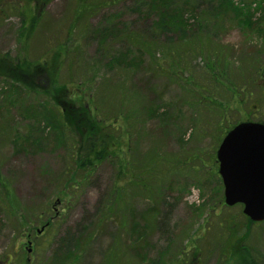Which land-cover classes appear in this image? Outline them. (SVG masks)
<instances>
[{
  "label": "rangeland",
  "instance_id": "obj_1",
  "mask_svg": "<svg viewBox=\"0 0 264 264\" xmlns=\"http://www.w3.org/2000/svg\"><path fill=\"white\" fill-rule=\"evenodd\" d=\"M13 1H19L18 5L12 4V0H0V56L19 60L25 57L35 64L43 58L48 63L60 61L55 83L66 85L64 87L75 93L74 79L81 88V105L89 108L97 105V119L111 117L112 120L117 112L121 114L127 110L128 100L133 96L134 109L147 120L142 127H135L129 143L122 140L123 132L119 129L112 134L114 138L121 137L118 140L122 141L123 149L126 153L129 151L133 160L140 162L148 153L164 161V179L158 181L162 186L151 185L146 173L142 176L145 181L134 183L131 179L125 184L127 194L123 196L127 199V210L137 219L133 221L129 217V228L140 218L155 219V222L159 217L161 222L164 220V226L154 224L144 236V244L137 247L143 260H134V253H130V264H149L158 256L159 262L169 263L185 245L188 255L195 253L196 249L199 264H237L235 251L238 249H233L235 240L225 256L220 254L226 240L220 222L234 220L243 232L245 220L240 205L228 207L223 203L215 154L223 133L235 122L245 120L244 117L264 122V77L258 76L251 68L252 64L264 68V35L259 36L255 30L258 26L264 28L263 11L259 10V16L255 12L257 20L250 31L232 25L221 36L222 46L231 48L228 61L232 65L226 71L227 78L241 86L239 92L243 97L239 99L244 100L239 112L234 109L221 119V107L232 102L224 87L212 84L197 72L193 74L194 84L200 88L197 93L194 94L190 86L180 85L173 71L166 68L171 59L162 38L148 54L140 55L142 63H126L128 71L117 68V64L127 60L129 51H124L122 45H113L112 37L109 40L104 37L102 41L103 34L98 31L109 29L108 23L112 22L105 20L114 15L120 17L116 25L122 24L126 28L133 23L139 29L141 22L137 23L133 11L138 7L145 14V8L138 4L142 0H115L106 6H102L104 0H89V7L86 6L84 12L89 8L91 14L82 19L77 12L78 18L73 16L75 0H51L42 13L35 11V18H39L35 27L38 26L26 39L21 38L22 24H27L25 11L33 10L37 4L42 9L44 2ZM246 1H252L251 7L255 8L257 2L264 0ZM155 15L157 11L154 10L150 22L157 20ZM61 48L65 49V57L59 55ZM118 51L121 53L116 54ZM118 54H123L119 61L116 60ZM156 58L160 59L162 69L153 72ZM191 65L199 71L202 59L193 60ZM43 74V77L35 78L34 87L30 89L11 84L6 77L0 76V188L5 182L11 190L10 199L4 200L11 205L8 218L0 213V264H25L26 260L28 264H103L114 240L122 243L126 238L117 231L116 217L121 212L113 218L108 215L99 228L94 225L99 205L106 200L102 196L109 192L106 188L113 173L117 175L113 172L118 168L117 163L115 160L101 165L96 180L89 179L74 187L73 181V185H66L65 179L73 170L69 164L71 157L67 152L68 156L63 158L66 148L61 141L65 140L58 135L55 124L48 127L55 108L46 96L52 83L46 82ZM10 85L13 88L9 89ZM149 90L155 91L159 99H152ZM120 93L124 97L119 98ZM141 98L146 101L145 108L137 109ZM147 105L158 109V116L162 117L148 119ZM110 109L112 113H109ZM14 140L16 147L13 146ZM147 180L150 184L146 192L140 188L147 184ZM155 188L165 196V204L159 205L149 195L148 192ZM39 211H42L41 215H38ZM86 232L92 235L88 245L75 244L81 243ZM69 236H73V242L67 254L77 255L73 262L61 252L64 248H61V242ZM244 244L256 252L264 264V222L251 225L244 236Z\"/></svg>",
  "mask_w": 264,
  "mask_h": 264
},
{
  "label": "trees",
  "instance_id": "obj_2",
  "mask_svg": "<svg viewBox=\"0 0 264 264\" xmlns=\"http://www.w3.org/2000/svg\"><path fill=\"white\" fill-rule=\"evenodd\" d=\"M35 1L38 3L39 1H43V7L40 9L39 4H37L36 7L34 6L35 8H33V10L29 9L25 11L27 24H22V39L28 38L38 26L35 27L36 20H39V18H35V11L37 13H42L44 7L51 0ZM18 2L19 1L12 0V4L18 5ZM114 2L115 0H104L102 6ZM251 2L252 1L248 2L246 0H142L138 4L142 5L147 13L145 12L144 14L138 7L133 11V13L137 15V23L138 21L141 22L139 29L135 28L133 23L126 28H124L122 24L116 25L115 22L120 20V17L114 15L109 16L105 20H111L112 22L108 23L109 29H100L98 32L103 34L102 41H104V37H108L107 40L112 37L113 45H122L124 46V51H129L127 60L120 63V65L117 64V68L124 71L129 70V67H127L128 64L136 65L137 63H142L143 55L148 54L151 47L162 38V44L167 48L171 59L166 68L168 71H173V75L180 81V85H185V87L188 88L190 86L191 91L197 93L200 88L194 84L195 76H193L194 72H197L202 74V76L207 78L212 84L224 87V91L232 101L225 107H221L219 117L225 119L228 112H231L234 109H236V112H239L240 105L244 100L239 99L240 96L243 97L239 92L241 86L230 82L227 78L226 71L229 70L231 64L228 61V55L231 53V48L222 46L221 36L225 35L227 32L226 29L232 25H235L241 30L245 29L250 31L255 27L253 25L254 21L257 20L255 12H258L256 15L259 16L261 13L259 10L263 11L261 13V20H264V1L257 2L255 8L251 7ZM89 3V0H75L73 16L76 15V12L80 15V19L90 16L91 11L89 8L87 12H84L86 6L89 7ZM154 10L157 11V15H155L157 20L155 22H150V15L152 16ZM255 28L259 36L264 35L263 27L258 26ZM60 50L59 55L65 57V49L62 50L61 48ZM117 53L121 52L118 51L116 54ZM140 55H142V57ZM152 55L156 54L153 53ZM122 56L123 54H118L116 60H121V58H123ZM56 57L57 54L55 55V58ZM112 58L113 57L110 59ZM197 58L202 59V66L199 68V71H195L196 69L191 65L192 61ZM57 60L59 59L57 58ZM58 64L60 65V61L57 62L54 60L53 63H48L45 58L41 61H37L35 64L33 62H28L25 57L19 60L11 59L4 55L0 56V76L6 77L5 79L10 81L11 84H20V87L26 89L34 87L33 81L35 78L38 79L43 77V73H45L46 77H44V80L48 83H52L50 88L46 91V96L51 99L55 108V114L51 117V120L48 121V127H52L53 123L55 124V129L59 130L58 135H60L61 139L65 140V142L61 141L63 144L62 146L66 148V153L65 156L63 155V158L67 157L68 153L71 157L72 163L70 162L69 164L72 165L73 170H70L68 178L65 179L66 185H73L74 182L75 185L72 186L74 187L77 185H83V181L89 179L92 181L96 180L97 178L95 175L101 165L105 162H115L116 160L115 163H117L118 168L117 170H113V172H117V175L113 173V176L110 179V185L106 188L109 192L104 193L102 196L105 197L106 200L102 202L101 206L99 205V215L94 225L99 228L107 220L108 215H111L113 218V215L116 213L120 214L121 212V215L116 217L117 224L120 225V227L118 225L119 230L117 231L126 235V242L123 241L122 243H117L114 240L113 245L109 248L102 262L103 264H130V253H134V260H143V258L138 255L139 249H137V247L144 244V236H147L148 230L154 226V224L157 227H159L160 224L164 226V220L161 222V217H159V220L156 222L154 218L153 221L152 219L145 220L140 218L138 223H135V225L132 223L129 228V217H131L133 221L137 219L133 218L127 210V199L123 196L124 194H127L125 184H128L131 179L134 183L142 179L145 181V177L142 178V176L146 173L151 180V185H153V183L158 185V181L164 179L162 172L164 161L161 157L157 155H151V157L148 153L144 155L145 158L140 162L133 160L129 155V151L126 153L123 149L122 141L118 140L119 138L121 139V137L118 136L114 138L112 134H114L115 130L119 129V131L123 132L122 140L125 139L126 142L128 141L129 143L135 127H142L147 120L143 119L144 115H140V112L134 109L133 96L128 100L127 110L121 114H117V112L112 116V120L111 117L108 118V120L97 119V105L94 104V108L81 105L83 100L82 92L80 91L81 88L74 79L72 81L74 82L73 89L75 90V93L70 92L68 88L64 87L66 85L62 86L61 84L59 85L55 83L57 82L56 76L58 72ZM160 66V59L156 58L153 72L157 71V69H162ZM251 68L258 76L261 78L264 77V68H262L260 64H255V67L252 64ZM29 83L33 85L28 86ZM11 88H13L12 85H10L9 89ZM56 93H58V96ZM149 93L150 97H153L152 99L154 100H158V97H160L153 90H149ZM121 95L123 94L120 93L119 98ZM122 97H124V95ZM101 98L104 97L101 95ZM140 100L141 101L135 107L137 109L145 108L146 101L144 102L143 98ZM208 101L210 100L208 99ZM198 102H200V99H198ZM149 103L156 102L150 101ZM123 106L125 105H120V107ZM158 112V109H152L151 105H147L146 117L148 119L153 120L154 118H161L162 115H159V117ZM109 113H112V109L109 110ZM109 119L111 120L110 122ZM244 119L245 120L243 121H248L247 118L244 117ZM239 122H241V120L235 122V124ZM227 130H225L223 134H225ZM44 139L48 138L44 137ZM13 146L16 147L15 140L13 141ZM17 149L19 148L17 147ZM17 149L15 150L16 153ZM154 179H156V181L153 182ZM4 184L5 185H1L0 188V213L5 214V217L8 218L7 213L11 205L4 200L10 199L11 190L5 182ZM149 184L150 183L147 180V184L140 189L147 192L146 187H148ZM159 186L162 185L160 184L158 187ZM153 190L148 192L149 195L154 200H157L159 205L165 204L166 199L164 195L161 196L162 192L159 191L158 188ZM41 212L42 211H39L38 215H41ZM241 216L245 220L243 232L240 231V228L234 220L223 219L220 222V225L224 230L223 236H225L226 239L220 249V254L225 256L226 252L231 250L232 243L235 240L233 249H238L235 251L237 264H261L262 261L259 259L256 252L254 253L250 247L248 248L247 245L244 244V236H247L251 225L256 223L250 221L242 213ZM90 224H88V226H90ZM48 227L49 223L47 228ZM91 237L92 235L86 232L82 237L81 243L75 242V244H80L82 247H85L91 241ZM72 238L73 236H69V238H65L61 242V245H63L61 248L64 247L63 250H61L63 253L62 255L66 256L71 262L77 259V255L68 256L67 254L70 250V245H72L73 242ZM194 252L196 253V249ZM195 253H190V255H188L187 246L185 245L178 251L174 260L169 263L165 261L159 262L158 259H160V256L152 259L148 263L199 264L200 260ZM25 264H28L27 260Z\"/></svg>",
  "mask_w": 264,
  "mask_h": 264
},
{
  "label": "water",
  "instance_id": "obj_3",
  "mask_svg": "<svg viewBox=\"0 0 264 264\" xmlns=\"http://www.w3.org/2000/svg\"><path fill=\"white\" fill-rule=\"evenodd\" d=\"M216 158L225 204H241L252 222L264 221V124H237L222 139Z\"/></svg>",
  "mask_w": 264,
  "mask_h": 264
}]
</instances>
